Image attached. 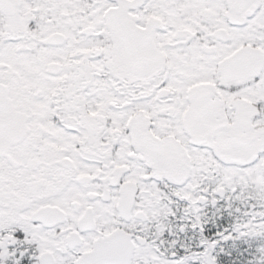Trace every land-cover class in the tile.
Here are the masks:
<instances>
[{"label":"snow or ice","instance_id":"snow-or-ice-1","mask_svg":"<svg viewBox=\"0 0 264 264\" xmlns=\"http://www.w3.org/2000/svg\"><path fill=\"white\" fill-rule=\"evenodd\" d=\"M0 264H264V0H0Z\"/></svg>","mask_w":264,"mask_h":264}]
</instances>
